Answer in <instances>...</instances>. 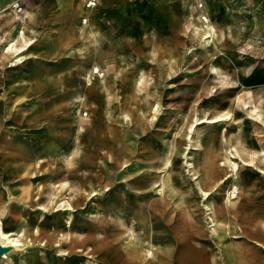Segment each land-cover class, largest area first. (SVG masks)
I'll list each match as a JSON object with an SVG mask.
<instances>
[{
  "label": "rangeland",
  "instance_id": "rangeland-1",
  "mask_svg": "<svg viewBox=\"0 0 264 264\" xmlns=\"http://www.w3.org/2000/svg\"><path fill=\"white\" fill-rule=\"evenodd\" d=\"M42 1L0 0V25L12 24L13 18L27 21L32 4ZM53 2L49 0L50 5ZM60 4L48 12L44 3L38 5L40 18L32 19L25 33L32 41L23 53L26 59L17 65L16 56L2 60L0 68V161L9 168L0 166V203L10 207L9 216L5 212L0 223L3 236L26 246L10 250L2 264H96L92 242L103 238L88 233L101 230L105 218L114 234L132 233L137 224L129 208L139 207L138 200L161 199L169 188L185 198V203H177L193 218L187 221L176 212L171 214L172 225L191 252L181 264H205L209 258L212 264H264V0H67ZM44 13L46 20L35 25L38 31H30ZM98 14L103 15L105 27L121 34L126 47L112 58L94 57L99 53L94 46L80 54L60 37L61 27L71 22L73 45H80L86 40L82 35L88 31L86 21L95 27ZM94 64L98 74L86 76L87 80L90 74V89L82 79ZM8 73L16 80L4 86L3 75ZM30 74L45 78L48 89L27 97L8 116L3 109L5 88L24 86ZM57 75L62 79L50 84L48 79ZM129 75L133 78L125 85L132 89V100L122 85V78ZM59 95L79 97L78 106H70L66 113L76 121L71 128L82 135V158L77 172L47 175L41 172L51 163L45 148L54 137L36 135L33 121L13 123L31 118L37 107L49 105ZM121 103L126 113L119 109ZM243 103L251 107L242 110ZM252 107L255 116L250 120ZM222 114L232 120L209 122ZM203 118L208 122L196 125L195 120ZM109 125L115 139L108 135ZM19 140L33 153L31 163L37 152L44 162L41 169L13 178L6 144ZM205 143L218 160L214 174L204 171ZM216 174L222 178H215ZM203 187L210 195L206 200ZM228 191L236 192L230 201L233 205L249 194L251 207L245 215L256 218L247 227L242 219L233 221L232 235L227 234L228 227L214 232L210 221L213 210L225 209ZM125 195L127 204H117L118 197ZM110 239L117 243L128 238ZM232 248L238 249L237 262ZM156 249L145 242L143 251H149L146 259L151 263L156 262Z\"/></svg>",
  "mask_w": 264,
  "mask_h": 264
},
{
  "label": "crops",
  "instance_id": "crops-1",
  "mask_svg": "<svg viewBox=\"0 0 264 264\" xmlns=\"http://www.w3.org/2000/svg\"><path fill=\"white\" fill-rule=\"evenodd\" d=\"M53 1L54 2L51 5L49 4V0H45V1L43 0L38 4L34 2L32 4L33 12L28 14L27 21L25 22L16 21L15 18H13L11 20L12 24L9 21L8 22L3 21V23H1L0 68H1L2 60L10 61V59H13L14 56H16L15 57L16 59L13 61L15 65L22 64L24 62V60L26 59V55H23V53L26 52L32 44V41L30 39H26L25 33L28 27V23H30L32 19L35 20L40 18V10L38 5H43L44 3V7L46 6L45 10H47L48 12L53 8L58 9L61 6L60 3L62 1L67 2V0H53ZM66 10L70 11L69 9ZM58 12L61 13L62 11L59 10ZM102 16H103L102 14H98L96 16L97 17L96 19L97 27L95 26L96 28L92 27L89 21H86L85 24H87L88 31L86 33L85 32L82 33V35H84L83 37H85L86 39L85 40L86 42L84 41L83 43H80V45L79 44L73 45L76 42L74 38L76 36L73 35L72 29L74 26L73 23L71 22L67 24L65 23L64 26L61 27L60 29L61 39L70 42V45L72 44L74 49L76 48L80 54H83L85 50L89 52L90 46H94V49L99 51V53L94 57H99V58L102 57L104 59L112 58L115 53L126 49V47L120 38L121 34L119 32H117L113 28H107L102 24L105 22ZM43 17H44L43 19H40L38 20V22H34L32 24L30 31H34V30L38 31V28L35 27V25H37L39 21L46 20L45 13ZM0 19H2V17H0ZM108 21L110 22L111 19H108ZM20 31L23 32V36L21 38H19ZM55 41L57 40L55 39ZM10 42L16 45L18 52L11 54L4 53L5 46L10 44ZM93 68H98V66L94 64L89 70L85 71V74L83 75L84 77L82 79L83 80L82 84H84V86L86 87H89L90 89H92L91 88L92 83L90 84L89 78L86 80V76L88 73L90 74L92 73L90 72V70ZM67 74H69V72H67ZM3 77L5 79L3 81L4 86L7 84L12 85L16 80V76L10 73L3 75ZM132 78L133 75H129L128 77L122 78V85L124 92H126V96L128 95L129 99L131 100L133 99L132 89L126 87L125 84H127V82L130 83ZM61 79H62V75H57L48 80L50 84H52L56 81H60ZM1 83L2 82H0V86L2 85ZM47 87L48 86L46 79L43 78L42 76L39 77L32 76L29 78L27 84H25L24 86L17 87L15 89L12 87H6L5 95H4L5 103L3 109H6L7 111L6 114L8 116L12 115L16 106L26 101L27 97L37 92H41V90L46 91L48 89ZM103 90L108 91V89L105 87H103ZM78 98L79 97L75 95H69L67 99L63 98V96L60 95L56 96L55 98L52 99L53 102H50L49 105L43 104L42 106L37 107L36 112L33 113V116L31 118L18 119L13 123L16 125L17 123H20L22 121L23 122L33 121L34 127L36 128L34 129V133H36V135L40 137L42 134H44L46 136L51 135L54 137L55 140L53 141L54 143L50 144L45 148L47 150L46 155L51 158V163L49 162L50 164H48L47 169L41 170L42 173L47 171L48 172L47 175H48L55 171L65 173V172H77L78 170V162H79L78 158H82V153L79 152V149L81 148L82 145V142L79 141L82 138V135L80 134L78 129L71 128L72 127L71 125L74 124L76 121L72 117V115L66 113V111L69 110L70 106L72 105H75V107L78 106V104H75V102H77L75 99ZM125 108H126L125 104L123 105V103H121L119 109L122 110V113H126ZM1 113L2 111L0 109V114ZM42 120L43 123L41 124ZM202 120H204V118L200 120L196 119L195 123L196 121H202ZM110 126L112 125H109L107 127L108 135H110L111 133V137L113 139L115 134L112 127L110 128ZM127 136L129 135L126 134V137ZM214 138L218 140L217 136H214ZM228 141L229 140L225 142ZM205 146L206 149L203 159L205 164L204 171L206 173H211V171L213 170L212 173L214 174L218 172V166H216L218 160L217 157L214 155V150L210 149L209 145L207 144ZM6 149H8L9 151L8 155L12 157L11 159L13 160V162L10 163L11 166L10 171L13 178H16V175L21 174L23 172H31L33 169H37L38 167H39L38 169H41L39 165L41 162H44V159L40 158L41 156L40 152L35 153L34 163H31L33 153L29 150V148L24 146L20 142V140L16 143L15 142L7 143ZM45 161L47 163L49 160H45ZM112 165L113 164L110 165L106 164V167L107 166L112 167ZM0 166L6 170L7 169L9 170L8 166L3 161H0ZM211 167H213L214 169H211ZM214 176L215 178L217 177L222 178L217 174ZM203 188L204 190L201 191L206 190V187ZM248 196L249 194L244 195V197H242L243 200H240V202L235 203L236 205L230 203L229 205L226 202H224L225 209L217 208L213 211L212 219L214 220V223H216L215 228H213L214 232L220 233L224 228L226 229L228 227L227 234L232 235L233 230L231 229L232 228L231 225L232 222L237 219L240 220L242 219L241 221H243V225L246 227L250 224L255 223L256 218L254 217L250 218V215H245L248 214L247 211L251 207L250 206L251 201L249 200L250 198H248ZM147 199H148L147 202H145L144 200L136 199L138 200L136 202L140 206L139 207L131 206V208H129L131 210V213L134 214V217L136 218L135 221L137 224L132 233L128 234L125 230L123 234H114L113 233L114 231L109 227L108 218H105L103 220V228H101V230L99 228L95 232L88 233V235L91 238L94 237L103 238L101 240H97V241L95 240L92 242L96 247V252H94L93 254V256H95V260H93V262L95 261L96 264H181L183 260L190 259L191 252L189 250L187 240L184 238H180L178 236L179 230L177 226L172 225L173 215H171L176 212L178 213L177 216L180 217V219L182 217L184 220L187 221L193 220L187 208L181 206L180 203H177V201L185 203L184 201L185 198H183L182 196L180 197L175 189L169 188L165 192V195L161 197V199H157L155 201L152 200V197ZM251 200H253V198ZM128 201L129 198L128 196L125 195L118 197L116 202L117 204L124 206L125 204H127ZM147 206H149L150 208L149 210L151 211L146 210ZM109 210H111V208ZM99 220H101L102 222V218H100ZM228 223L230 226H227ZM187 229H189V226ZM138 231H146V233L142 235ZM186 235H188L187 237H189L190 234L187 233ZM115 236H121L128 239L119 240L116 243V241L110 239ZM145 242L149 245H152V247H157L155 263H151L148 259H146L149 251H147L146 254L143 251L145 247ZM191 246L193 245L191 244ZM193 247L196 246L194 245ZM247 247L249 249L252 248L250 243L247 245ZM231 251H232L231 252L232 259L235 262H237L238 249L232 248ZM53 264H61V263L54 262ZM87 264H91V263L87 262ZM205 264H212L210 258L205 261Z\"/></svg>",
  "mask_w": 264,
  "mask_h": 264
},
{
  "label": "bare ground",
  "instance_id": "bare-ground-1",
  "mask_svg": "<svg viewBox=\"0 0 264 264\" xmlns=\"http://www.w3.org/2000/svg\"><path fill=\"white\" fill-rule=\"evenodd\" d=\"M91 5H96V3H94V4H91ZM17 8L19 7L18 5L16 6ZM15 8V7H14ZM16 9V8H15ZM21 11V10H20ZM19 11V12H20ZM19 38H21L22 36H23V32L22 31H20L19 32ZM2 51V50H1ZM15 52H18V49L16 48V45L15 44H13V43H10V44H8V45H6V47L4 48V53H6V54H11V53H15ZM91 74L92 75H95V74H98V68H93L92 70H91ZM216 77V76H215ZM213 78V77H212ZM89 80H90V77H89ZM217 80H219V79H217ZM215 84V83H214ZM221 100V99H220ZM253 101V100H252ZM219 102H222V101H219ZM218 103V102H217ZM232 104V103H231ZM249 103H243L242 104V107H243V109L242 110H247V109H249L251 106L250 105H248ZM253 109H252V111H251V113H250V115H251V118H250V120H253V118H252V116H255V114H254V112H255V108L254 107H252ZM228 116H229V114H222V115H219V116H216L215 117V119H213L212 121H209L211 124H216V123H221V122H226V121H230V120H232V119H228ZM205 119V118H204ZM207 120V119H206ZM206 120H202V121H196V125H198V124H200V123H206V122H208V121H206ZM191 139V138H190ZM189 139V140H190ZM236 156V155H235ZM225 161V160H224ZM226 164L228 165V163L226 162ZM229 167V166H228ZM230 168L231 169H236V167H235V165H231L230 166ZM6 192H7V194H8V197L9 198H12L11 197V195L9 194V192H8V190L6 189ZM236 192L234 191H232V192H227L226 194L228 195V199H226V203L227 204H229L230 203V201H231V199H234L235 197H234V194H235ZM201 195L203 196V198L205 199H207L208 198V196H210L206 191H201ZM205 199V200H206ZM225 202V201H224ZM231 204V203H230ZM229 204V205H230ZM227 206V205H226ZM207 208V207H206ZM208 210H210V209H208ZM214 211V210H213ZM213 211H212V213H213ZM5 212H7L6 214L9 216V214H10V207H6L5 205H4V201L2 202V203H0V217H2L4 214H5ZM210 221L213 223V227L215 228V225H216V223H214V220L212 219V217L210 218ZM218 223V222H217ZM219 226V225H218ZM217 226V227H218ZM230 226V225H229ZM232 229V228H231ZM230 232V231H229ZM27 244V247H29L30 246V243H26ZM26 246H25V243L24 244H22V243H18V241H16V240H9L8 238H6L5 236H3V234H2V224L0 223V248L3 250V251H5L4 253H3V255L0 257V264H2L3 263V261L4 260H6L7 259V255L9 254L8 252L10 251V250H13V251H18V250H21V249H24ZM147 255H149V253L147 254Z\"/></svg>",
  "mask_w": 264,
  "mask_h": 264
},
{
  "label": "water",
  "instance_id": "water-1",
  "mask_svg": "<svg viewBox=\"0 0 264 264\" xmlns=\"http://www.w3.org/2000/svg\"><path fill=\"white\" fill-rule=\"evenodd\" d=\"M5 251H3L1 248H0V257L3 255Z\"/></svg>",
  "mask_w": 264,
  "mask_h": 264
}]
</instances>
